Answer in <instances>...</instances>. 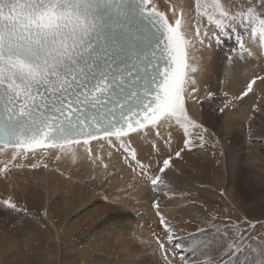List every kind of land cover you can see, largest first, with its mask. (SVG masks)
Masks as SVG:
<instances>
[{
  "label": "snow or ice",
  "instance_id": "snow-or-ice-1",
  "mask_svg": "<svg viewBox=\"0 0 264 264\" xmlns=\"http://www.w3.org/2000/svg\"><path fill=\"white\" fill-rule=\"evenodd\" d=\"M226 3L227 8L218 7L224 9L220 16L228 23L218 21V30L203 32L197 26L186 39L180 32L175 4L169 16L154 0H131V4L130 0H0V153L4 156L0 181L10 186L16 173L40 168L36 152L28 155L36 147L51 149L48 155L54 156L57 164L82 152L96 168L103 165L106 173L115 167L110 161L117 156L134 181L143 180L154 191L162 184L167 187L163 177L173 171V156L179 159L192 151H204L212 158L217 151L227 155L220 134L210 137L204 121L190 118L188 109L190 102L203 106L194 75L198 69L189 63V47L210 49L213 42L220 46L223 38H234L235 47L226 57L230 65L254 55L264 59V0ZM129 7L152 31L146 28L142 36L130 31L123 23L129 18ZM141 54L143 75L134 62ZM241 83L236 92L222 91L223 100L216 108L219 114L256 97L264 75L253 71ZM206 100L215 102L216 93L209 89ZM261 100L264 89L250 108L249 121L257 114L264 116ZM172 121L182 130L175 148L171 130L167 137L160 131L161 125ZM188 127L199 131L189 133ZM248 134H253L251 123ZM137 138H153V152L163 156L155 167L151 161L146 164L141 160L133 147ZM161 142L167 146V156ZM43 167L48 168L47 162ZM135 187L132 183L127 189ZM115 199L119 203V197ZM0 207L26 211V205L21 206L11 193L0 198ZM152 207L166 241L155 237L156 258L148 264H232L226 257L238 252L245 240H252L257 227H264L245 219L243 223L252 229L247 236V230L228 228L222 234L204 212L206 226L182 242L174 239L175 230L160 213L158 202ZM259 238L264 240V236ZM214 243L219 248L213 247ZM184 249L194 254L192 259L187 255L176 258L178 250Z\"/></svg>",
  "mask_w": 264,
  "mask_h": 264
},
{
  "label": "bare ground",
  "instance_id": "bare-ground-1",
  "mask_svg": "<svg viewBox=\"0 0 264 264\" xmlns=\"http://www.w3.org/2000/svg\"><path fill=\"white\" fill-rule=\"evenodd\" d=\"M154 2L162 10H167L169 16H171L172 6L178 5L176 11L183 24L186 39L196 32L197 26L203 32L206 29L218 30L216 27L218 21L228 23L220 16V12L224 9L218 7L224 5V8H227L226 0H154ZM238 22L239 18L237 17ZM231 44L230 40L223 38L220 46L213 42L210 49H200L199 47H189L188 49L189 63L198 69L194 75L198 81L200 98L203 101L202 107L200 104L189 103V116L190 118L194 117L197 122L203 120L209 128V136L213 139L215 138L214 134H220L227 155H224L223 151H217L215 158H212L211 154H206L204 151H192L182 155V158L179 159L173 156L175 159L173 171L163 177L167 187L163 184L160 185L166 198L157 202L160 213L175 230L174 239L182 242L183 238L194 234L197 228H203L206 224L200 223L202 220L197 214V210L190 209L192 203L188 207L187 201L190 198H184L178 193L174 194V191L172 193V187L185 190L188 183L201 181L204 175L212 174L215 169V173L209 178L213 179L212 188L223 201L233 202L236 200L235 189H232L235 185V172H238L248 195L251 196L250 193L264 189V181L261 180L264 173L257 172V166L263 162L264 156L252 144V147L250 145L247 147L251 140H257L264 144V129L263 131L259 129L264 122V116L257 114L253 120L249 121L248 119L251 115L250 108L254 100L260 97L264 85H260L256 89V97L245 99L243 103H238L234 109L226 111L223 115L216 111L217 105L223 100L222 91L236 92L243 86L241 81L251 75L253 71L264 75V71H261L264 69V59L261 57L237 60L235 65H230L226 59L229 55L226 46L229 47ZM228 72H231L230 79ZM209 89L216 93L215 102L206 100ZM260 102L264 103V100ZM237 117L240 121V125L237 124L238 127L236 126ZM249 123H251L252 135L248 134ZM169 130L173 137L172 148H175L180 142L182 130L175 126V121H172L171 124L161 125L160 131L165 137L168 136ZM236 130L245 133L243 138L245 147L243 148L249 150V154L243 161H237V157H234L236 152L232 151ZM198 131L188 127L189 133ZM152 139L140 140L137 138L133 145L138 149L141 160L146 164L149 161L152 163L163 159V156H157L153 152ZM258 145L256 146L258 147ZM160 147L164 149V156H167L169 154L167 146L161 142ZM51 151V149L35 151L36 162L41 165L47 162V169L42 165L36 170L16 173L10 186H6L5 182L0 181V198L5 197L2 192L7 195L11 193L19 200L21 206L26 205L25 215L28 214V210L37 219L35 222H18L20 226L30 232L29 234H37L31 238L35 239L36 243V248L32 247L34 255L25 253L31 239L27 240L21 236V233L20 236L15 234L16 232L12 234L11 224H8L7 227L6 224L0 223V264H58L59 249L63 251L61 253L63 263L60 264H104L106 259H108L106 264H148L149 260L155 259L154 240L156 236L153 235L150 227L151 222H154V217L149 208L152 200L148 196L152 193L156 194V191H152L149 186V193H147L146 185L143 184L145 182L143 180L134 181L131 172L123 166V162L117 156H113L110 161L111 165L115 167H110L106 173L103 170V165L96 168L82 152L77 153L74 157L63 159L57 164L55 157L48 155ZM150 153L151 155H149ZM31 154L32 152L28 153V155ZM104 158L108 162L106 153ZM3 159L4 156L0 153V161ZM259 170L262 169L259 168ZM61 171L64 172V175L60 174ZM190 176L191 179H189ZM105 179L108 180V183H103ZM132 183H136V187L127 189V186ZM228 183H231V186H228ZM116 197H119V203L116 202ZM50 203H52L51 206ZM233 204L237 207V203L233 202ZM251 205L264 206V198L253 199ZM90 207H93L94 210L90 211ZM45 209L47 210L46 217H44ZM82 211L81 218H77L78 220L74 221L70 228H65V220L71 216L77 215L76 217H78V213ZM118 211L121 213L115 216V212L118 213ZM129 211H132L133 214ZM154 211L156 212V209ZM140 212L142 215H136ZM19 213L20 210L8 211V218L16 219ZM126 215H130V218L127 219ZM125 219L128 220L126 223ZM49 232L55 235L56 241L60 240L59 245L61 246L57 248L56 254L52 250L51 241L53 240ZM78 234L84 237H81L80 240ZM158 237L166 241L164 230L163 234ZM213 245L219 248V244L214 243ZM252 250H255V253ZM252 250L247 263L257 264L260 256L259 250ZM72 251L76 255V260L71 263L69 259ZM178 251H181L176 257L178 260L184 255H187L189 259L193 258L194 254L187 249ZM239 251L241 250L239 249L232 257H226V259H231L232 264H240L238 254H241L242 251ZM95 252L96 256L104 255L95 258L93 256ZM100 259L101 261H99Z\"/></svg>",
  "mask_w": 264,
  "mask_h": 264
},
{
  "label": "rangeland",
  "instance_id": "rangeland-1",
  "mask_svg": "<svg viewBox=\"0 0 264 264\" xmlns=\"http://www.w3.org/2000/svg\"><path fill=\"white\" fill-rule=\"evenodd\" d=\"M252 98L253 97H249L248 99H252ZM237 124H238V126L240 125V121H239L238 117L236 118V126H237ZM259 129L263 131L264 122L259 127ZM244 134L245 133H243L242 131L239 132L238 130H236V139L234 142H232L233 143V150L232 151L236 152V155H234V157H237L236 158L237 161L245 160V157L249 154V150L248 149L246 150L245 148H243V147H245L244 140H243ZM246 140H247V137H246ZM261 143H260V141H257V140L256 141L251 140L250 144H248L247 147H249V145H250V147L254 146L264 156V146H263L264 144H261ZM251 144H252V146H251ZM257 144H259L258 147L256 146ZM237 152H238V154H237ZM241 155H242V157H241ZM262 160H263V162H261L257 166L258 171L256 170L260 174L264 173V158ZM259 168L262 170L260 171ZM214 173H215V169H213V171H212V174H214ZM212 174L204 175L202 177L201 181H197L196 183H194V182L188 183V187H190V188L187 187L185 190H179L178 187L175 188V186H174V187H172L171 192L174 191V194L178 193V194H180V196L183 195L184 198H190L189 201H187L188 207H189L190 203H192L190 209L191 210L195 209L198 211L197 214L200 215V217H201L200 219L202 220V222H200V223L206 224L205 215L203 214L204 212H206L209 216H211L213 218L216 226H218L221 229L222 234H224L223 230L225 228H228L230 230L236 229L237 231L247 230V231H245V235L247 236L248 232H250L252 229L249 228V226L247 224L243 223L245 218L249 222L256 223L258 225H264V206L258 205V207H255V205H251V201L253 199H257L259 197L264 198V189H260L258 192H255V193H250L251 196L248 195V193L246 192V188L244 187V184L241 182V180L238 176V172H235V176H234L235 185L232 187V189H235L234 193L236 194V200L233 201L234 203H237L236 204L237 207H235V204H233V202H230L228 200L223 201L220 198V195L214 191V189L212 188V186L214 185V181L212 178H209L210 175H212ZM189 179H191V176L189 177ZM261 180L264 181V174L262 175ZM191 185H193V186H191ZM228 186H231V183H228ZM159 190L161 192L157 191V193H158L157 198L159 201H161V199H165L166 196H164L165 194L162 193L163 191L160 188H159ZM2 194L4 196H7V194L5 192H2ZM51 205H52V203H50V206ZM91 210H94L93 207L90 209V211ZM8 211H12V210H5L2 207H0V217H1L0 223L6 224L7 227H8V224H11L10 228L12 230V234H13V232H16L15 234L20 236V233H21V236H23L27 240H29L32 237H34L35 235H37V234H33V235L29 234L30 232L28 230H26L25 227H22L18 224L19 221H21V222H25V221L35 222V221H37L35 216L32 215L28 210H27V213L29 215L28 214L25 215L26 211L20 210V213L18 214V217L16 219L8 218ZM119 211H118V213H116L117 211L115 212V216H116V214L118 215L121 213V212L119 213ZM78 214H79L78 217H76L77 215L75 217L71 216L65 220V222H64L65 228H70V225L73 224L74 221L78 220L77 218H81L80 216L83 215V211L79 212ZM27 216H29V217H27ZM125 217L128 219V218H130V215H126ZM122 219L124 220V218H122ZM127 219H125V223L128 221ZM210 223L211 222H207L208 225H210ZM212 232L215 233V228H212ZM49 234L51 236V239L53 240V241H51L52 242V250L56 254L57 248H59L61 246V245H59L60 240L58 239L56 241L55 235L53 233H50V232H49ZM39 235H41V234H39ZM78 236H79L80 240H81V237H84L81 234H78ZM261 236H264V227H257L256 228V235L253 237V239L252 240H245L243 242L242 246L240 247V250L242 252L239 251V252H241L242 255L240 253L238 254V256H239L238 261H240V264H248L247 261L249 259V256H250L252 249H258L259 250L258 254H260V256H259V259H258L259 261L257 264H264V247H263L264 246V240H261L259 238ZM187 237H189V236H186L185 238H183V240H186ZM217 238L219 240V237H216V239ZM29 242H30V244H29ZM29 242H28L29 247L25 250V253H28L29 255H34V253L32 252L34 249L32 247L36 248L35 239H31V240H29ZM214 247L218 248L216 245ZM54 249H55V251H54ZM252 252L255 253V250H252ZM58 253H60V255L58 254L59 259L61 260V261L59 260L58 264H60V263H63V258L61 256V253H63V251L62 250L60 251V249H59ZM72 253H71V257L69 259L71 263L73 260L74 261L76 260L75 259L76 255H74L75 253L73 251H72ZM256 253H257V251H256ZM98 255L99 256H96V252L93 253V256H95V258L96 257L100 258L104 254H101V255L98 254ZM107 256H109V255H107ZM107 260L108 259L105 260L104 264H106ZM99 261H101V259ZM109 262H110V260H109ZM97 264H100V263H97Z\"/></svg>",
  "mask_w": 264,
  "mask_h": 264
}]
</instances>
